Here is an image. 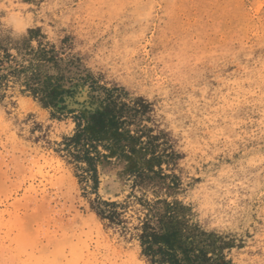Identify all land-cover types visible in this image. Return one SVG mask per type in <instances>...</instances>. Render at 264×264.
Segmentation results:
<instances>
[{
    "label": "rangeland",
    "instance_id": "374dc122",
    "mask_svg": "<svg viewBox=\"0 0 264 264\" xmlns=\"http://www.w3.org/2000/svg\"><path fill=\"white\" fill-rule=\"evenodd\" d=\"M31 31L67 75L148 105L129 128L155 153L99 163L100 199L129 225L140 205H178L207 257L264 264V0H0V43ZM70 85L55 106L19 86L0 99V264H152L58 151L90 108L89 83Z\"/></svg>",
    "mask_w": 264,
    "mask_h": 264
},
{
    "label": "trees",
    "instance_id": "16d2710c",
    "mask_svg": "<svg viewBox=\"0 0 264 264\" xmlns=\"http://www.w3.org/2000/svg\"><path fill=\"white\" fill-rule=\"evenodd\" d=\"M42 37L31 31L22 43L12 46L0 43V99L19 86L20 91L39 98L46 106H55L59 101H65L64 94H74L75 90L61 89L67 82L76 88L88 82L92 91L90 108L78 110L74 115V133L63 138L58 151L73 165L83 189L96 195L91 203L95 211L110 225L130 232L138 239L142 253L152 264H224L215 262L202 248L195 247L191 230L177 216L178 205H140L137 224L129 225L131 221L125 217L128 205L100 199L99 163L108 161L112 155L120 157L128 152L135 153L137 143L155 153V135H144V139L129 128L146 112L148 105L143 99L127 102L119 88L101 86L94 79L89 81V76L77 79L67 75L62 67L64 58L58 56L55 47L44 42ZM33 41L37 42L36 46ZM53 69L57 71L52 73ZM95 99L98 101L96 107ZM155 158L160 160V156ZM143 172L135 176L142 178Z\"/></svg>",
    "mask_w": 264,
    "mask_h": 264
}]
</instances>
